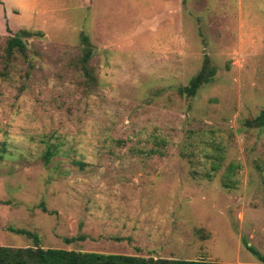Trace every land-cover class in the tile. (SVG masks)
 Instances as JSON below:
<instances>
[{"label": "rangeland", "instance_id": "rangeland-1", "mask_svg": "<svg viewBox=\"0 0 264 264\" xmlns=\"http://www.w3.org/2000/svg\"><path fill=\"white\" fill-rule=\"evenodd\" d=\"M13 1L0 246L263 264L242 241L264 256V127L245 126L264 110V0ZM205 59L212 79L181 94Z\"/></svg>", "mask_w": 264, "mask_h": 264}, {"label": "trees", "instance_id": "trees-1", "mask_svg": "<svg viewBox=\"0 0 264 264\" xmlns=\"http://www.w3.org/2000/svg\"><path fill=\"white\" fill-rule=\"evenodd\" d=\"M5 30L10 32L9 27L6 25ZM19 34H23L27 37L29 33L18 30L12 37L6 42V55L10 56L14 50L21 53L25 51V44ZM83 43L86 44L87 50L81 59L83 68L85 70V64L91 57V48L87 42L86 37L82 38ZM214 69L208 65V61L205 59L201 70L193 76L187 86L180 90L181 94L187 97H194L197 90L205 83H208L213 75ZM247 127H264V110H262L252 120L245 121ZM47 158V157H46ZM228 186L226 182L224 184ZM7 202L0 200V205H6ZM44 210V206L41 205ZM8 231L16 235L27 236L34 241H38L36 234L25 230L8 227ZM243 246L248 252L257 257L264 264V256H262L254 247L248 244L243 239ZM0 264H228L220 262H208L203 260H182V259H162L153 257H138L133 255L124 254H101L94 252H79L73 250L47 248L43 249L38 245L28 246L24 248H12L0 246Z\"/></svg>", "mask_w": 264, "mask_h": 264}, {"label": "crops", "instance_id": "crops-1", "mask_svg": "<svg viewBox=\"0 0 264 264\" xmlns=\"http://www.w3.org/2000/svg\"><path fill=\"white\" fill-rule=\"evenodd\" d=\"M5 4V6H6V4L8 5V4H11V5H13V4H15V5H19V4H22V3H18L17 1H13V0H3V5ZM3 14L5 15V16H7V14H6V12H5V10L3 9ZM7 19H8V16H7Z\"/></svg>", "mask_w": 264, "mask_h": 264}]
</instances>
